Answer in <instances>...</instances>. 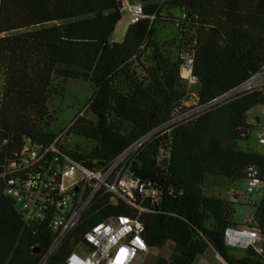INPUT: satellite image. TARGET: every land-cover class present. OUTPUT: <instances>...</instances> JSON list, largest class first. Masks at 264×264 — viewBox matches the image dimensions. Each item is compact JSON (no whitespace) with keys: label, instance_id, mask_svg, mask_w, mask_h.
<instances>
[{"label":"trees","instance_id":"trees-1","mask_svg":"<svg viewBox=\"0 0 264 264\" xmlns=\"http://www.w3.org/2000/svg\"><path fill=\"white\" fill-rule=\"evenodd\" d=\"M118 0H0V138L5 156L23 139L49 143L55 137L48 101L63 88L54 80L89 82L88 114L70 132L91 144L72 157L86 167L106 165L154 132L129 157L140 181L151 182L159 202L144 204L142 238L148 248L172 253L155 264H192L210 247L227 264H264V252L236 258L224 245L233 203L207 194V175L231 183L258 170L263 192L253 220L264 249V154L241 148L256 127L248 112L264 106V85L237 94L169 126L187 84L180 77L190 57L197 79V105L236 89L264 68V0H140L144 19L129 24L120 42L111 34L121 19ZM184 16V18H183ZM174 26L172 39L156 43L158 29ZM175 52V55L173 53ZM4 156V155H3ZM2 158V155H1ZM134 210L113 206L104 195L43 264H65L83 244L90 226ZM53 233L24 222L0 180V264H40Z\"/></svg>","mask_w":264,"mask_h":264},{"label":"built area","instance_id":"built-area-1","mask_svg":"<svg viewBox=\"0 0 264 264\" xmlns=\"http://www.w3.org/2000/svg\"><path fill=\"white\" fill-rule=\"evenodd\" d=\"M125 11L129 14V24L144 19L140 3L130 4L126 1ZM256 76L201 106L197 105L195 94L197 106L193 115L237 94L253 90L251 85ZM180 77L188 87L197 86L190 57H183ZM2 100L3 89L0 85V107ZM85 112H88V105L75 119L84 117ZM189 114L174 117L165 127L187 119ZM74 120L49 143L23 139L20 150L12 156H5L3 151L8 141L0 138V180L4 182V194L13 201L24 222L44 224L50 228L53 241L44 259L76 229L95 204L101 202L104 209V195H108L111 205L123 203L133 209L134 214L114 216L87 228L82 236L83 244L67 256L65 264H145L150 249L142 238L144 228L140 216L146 211L145 202L151 205L159 202V192L151 182L137 179L127 161L148 138L138 141L106 165L92 161L93 167H86L70 154L78 149L76 146L71 148L69 144L75 138L70 132ZM259 142L264 145V135L259 134ZM79 153L82 152L79 150ZM244 182L248 195L258 192L261 183L255 167L247 169ZM223 240L229 249L252 250L257 255L264 252L253 215L248 216L242 225L226 228Z\"/></svg>","mask_w":264,"mask_h":264},{"label":"rangeland","instance_id":"rangeland-1","mask_svg":"<svg viewBox=\"0 0 264 264\" xmlns=\"http://www.w3.org/2000/svg\"><path fill=\"white\" fill-rule=\"evenodd\" d=\"M129 3H140V0H129ZM122 11L123 9L121 8V12ZM128 22L129 14L125 11L116 24L110 38L114 41H120L125 33L122 32V28H124ZM175 32L176 29L174 26L159 28L156 43L163 46L166 41L174 37ZM173 55H175V52ZM53 83L55 86L63 88L61 95H56L48 101L49 112L52 115L48 129L56 135L67 128L77 117L79 112L87 106L93 96V87L89 82L71 79H57L54 80ZM262 85H264V70L259 76L255 77L251 88H260ZM187 88L188 90L186 91L183 101L175 111V117H180L190 112L188 115V118H190L193 115L192 112L196 109L197 105L194 95L196 94L197 88L196 86ZM85 115H87L88 118L90 117L88 113ZM247 120L256 128L251 133L248 142L241 143L240 146L253 153L264 154V145H261L259 142V134L264 135V106L252 108L247 114ZM256 120H258L257 123ZM69 144L71 148L76 146L80 152H86L91 148V144L88 141L76 136ZM204 185H210V187L207 188L205 186L207 194L233 203L230 221L237 225H242L248 216L253 215V204L259 202L263 192V185L261 184L256 194L248 195L246 193L244 181L231 183L224 177L214 175H207L204 180ZM235 200H237V202H234ZM230 252L236 258H240L244 255V251L240 249H230ZM171 253L172 246L170 244L162 249H151L145 264H155L156 260L159 258L168 259ZM192 264L223 263L211 249H207L203 255L196 257Z\"/></svg>","mask_w":264,"mask_h":264},{"label":"crops","instance_id":"crops-1","mask_svg":"<svg viewBox=\"0 0 264 264\" xmlns=\"http://www.w3.org/2000/svg\"><path fill=\"white\" fill-rule=\"evenodd\" d=\"M126 1L129 3V0H126ZM126 1L125 0H123L122 2L119 1L121 3V8L123 9L122 14L125 12ZM128 26H129V22H128V24L124 28H122V32L123 33L126 32V29L128 28ZM124 35H125V33H124ZM124 35H123V37H124ZM123 37H122V39H123ZM122 39H120V41ZM110 40H111L112 43L113 42H120V41H114L111 38H110ZM205 186H206V188L207 187H210V185H205ZM228 202H231V201H228ZM234 202H237V200H235ZM209 249H211L215 254L217 253L214 248L210 247Z\"/></svg>","mask_w":264,"mask_h":264},{"label":"water","instance_id":"water-1","mask_svg":"<svg viewBox=\"0 0 264 264\" xmlns=\"http://www.w3.org/2000/svg\"><path fill=\"white\" fill-rule=\"evenodd\" d=\"M118 8L121 9V3L118 2ZM258 122V120H256V123ZM154 132H152L151 134L147 135L146 137L142 138L140 141H143L145 139H147L148 137H150ZM216 256L220 259V261L223 263V264H227L217 253H216ZM46 259H42L40 264H43L45 262Z\"/></svg>","mask_w":264,"mask_h":264},{"label":"snow or ice","instance_id":"snow-or-ice-1","mask_svg":"<svg viewBox=\"0 0 264 264\" xmlns=\"http://www.w3.org/2000/svg\"><path fill=\"white\" fill-rule=\"evenodd\" d=\"M123 251V250H122Z\"/></svg>","mask_w":264,"mask_h":264}]
</instances>
